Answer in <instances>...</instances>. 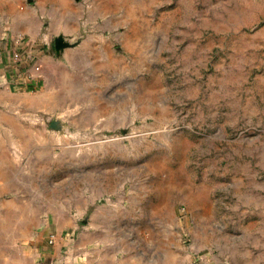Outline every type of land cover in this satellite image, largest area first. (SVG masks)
Segmentation results:
<instances>
[{
    "label": "rangeland",
    "instance_id": "rangeland-1",
    "mask_svg": "<svg viewBox=\"0 0 264 264\" xmlns=\"http://www.w3.org/2000/svg\"><path fill=\"white\" fill-rule=\"evenodd\" d=\"M0 18L50 50L38 87H0V264H264V0Z\"/></svg>",
    "mask_w": 264,
    "mask_h": 264
},
{
    "label": "crops",
    "instance_id": "crops-1",
    "mask_svg": "<svg viewBox=\"0 0 264 264\" xmlns=\"http://www.w3.org/2000/svg\"><path fill=\"white\" fill-rule=\"evenodd\" d=\"M29 21V19H25L23 21L25 27H21L20 29L6 26L7 20L0 18V79L4 80L2 83L4 91L21 89L24 85L35 88L39 86L40 81L44 78L45 69L43 61H48L47 58H50L49 46L39 43L40 34L32 36L36 32L33 24L30 26ZM15 51H20L22 56L20 60L14 58L13 53ZM30 57H34L41 64L42 68L31 83H25L20 80L19 76L25 70H29L31 66ZM54 252L46 248L39 251L26 249L15 260L18 261V264H50L51 260H53ZM4 264L15 263L11 261Z\"/></svg>",
    "mask_w": 264,
    "mask_h": 264
},
{
    "label": "built area",
    "instance_id": "built-area-1",
    "mask_svg": "<svg viewBox=\"0 0 264 264\" xmlns=\"http://www.w3.org/2000/svg\"><path fill=\"white\" fill-rule=\"evenodd\" d=\"M13 56L16 60H20L22 57L20 51H15L13 53ZM30 59H31V66H30L29 70L28 69L25 70L19 76L20 80L25 82V83H31L32 80H34L37 77V75L40 73L41 68H42L41 64L39 62H37L34 57H32V58L30 57ZM52 241H53V239H51V242Z\"/></svg>",
    "mask_w": 264,
    "mask_h": 264
},
{
    "label": "water",
    "instance_id": "water-1",
    "mask_svg": "<svg viewBox=\"0 0 264 264\" xmlns=\"http://www.w3.org/2000/svg\"><path fill=\"white\" fill-rule=\"evenodd\" d=\"M55 46H56L57 50H59L60 48L65 46V43L61 39L57 38ZM3 82H4V80L0 79V87L3 86V84H2Z\"/></svg>",
    "mask_w": 264,
    "mask_h": 264
}]
</instances>
